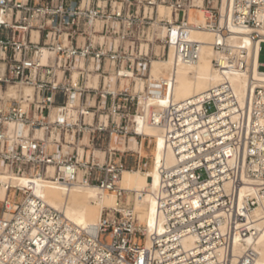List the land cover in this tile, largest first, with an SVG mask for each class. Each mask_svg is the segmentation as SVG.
<instances>
[{"label": "built area", "instance_id": "1", "mask_svg": "<svg viewBox=\"0 0 264 264\" xmlns=\"http://www.w3.org/2000/svg\"><path fill=\"white\" fill-rule=\"evenodd\" d=\"M223 1L203 0L205 23L194 24L189 17L198 0H0V173L9 177H48L53 168L55 184L69 188L81 176L122 200L123 172L147 165L146 158L111 148L115 138L142 141L132 127L141 111L135 79L149 82L152 62L172 50L180 63L199 62L195 30L214 34V65L223 76L199 99L172 103L150 119L167 130L178 159L162 172V231L148 234L126 206L107 210L97 227L80 228L31 188L6 184L0 264H182L189 252L181 241L192 228L204 246L224 253L210 260L201 253L190 264H255L256 251L236 254L231 242L257 238L251 211L260 197L264 201V80L251 76L256 61L264 75V0H230L228 14ZM162 6L171 19L161 18ZM240 36L249 39L248 47ZM44 50L51 54L47 63ZM234 75L247 82L242 99L230 82ZM121 78L132 86L122 88ZM18 86L32 88L33 96H8ZM97 152L106 154L105 163ZM243 190L248 193L241 205ZM195 202L220 212L208 235L210 227H200L213 212L192 218Z\"/></svg>", "mask_w": 264, "mask_h": 264}, {"label": "bare ground", "instance_id": "2", "mask_svg": "<svg viewBox=\"0 0 264 264\" xmlns=\"http://www.w3.org/2000/svg\"><path fill=\"white\" fill-rule=\"evenodd\" d=\"M203 0H198V4L195 6L198 18L192 21L190 13V22L194 24L205 23V15L202 11ZM230 6V0H224L222 11L228 14ZM161 18L171 19V10L166 7H160ZM170 12V15L168 14ZM192 12V11H191ZM235 34H242L240 31H235ZM39 35L34 33V36ZM165 35L164 30L161 31V36ZM240 43L244 47L250 45V41L246 36H240ZM192 38L202 44V52L199 62L192 65H185L178 62L173 50L169 53L168 58L165 60H154L152 62L149 82L142 79H135L134 92L140 97L141 111L134 117L135 125L132 126L138 135L141 136L142 141H139L135 136L130 138H115L111 144L114 146L112 150H118L122 153L127 151L135 152L140 158L141 154H145V143L148 139L153 140L156 144L154 165L152 170L146 171L148 165H145L146 170L143 168L136 170H126L118 183V187L126 191V200H120L115 194L103 191L97 186L83 183L80 176V183L72 187L67 188L64 185L55 184L52 180L54 176V169L50 168L48 177H9L5 173H0V199L7 197L6 184L31 188L34 194L40 198H43L46 203L52 207L61 210L66 217L76 226L80 228L97 227L100 225L103 216L107 210H122L123 206L130 207L127 212H132L135 219L138 222V226L145 228V231L150 234L155 229L163 230V219L159 216L157 195L160 192L163 170L171 169L178 163L175 150L166 141L167 130L160 127H154L150 124V119L154 112H161L165 108L169 107L172 103L179 104L188 100H197L204 93L210 89L218 86L223 81V76L218 72L214 65V59L216 58V50L214 49L215 36L210 31L195 30L192 34ZM260 46L258 45L257 52H259ZM51 54L47 51H43V63H47ZM254 69L251 71L257 80H264V75L258 70V62H255ZM4 71V65L0 64V73ZM127 74V73H126ZM77 77V75H76ZM111 86L116 88L118 84V78L113 76L111 78ZM142 81V83H140ZM230 82L233 86L236 95L242 99L245 96L246 80L241 76L234 75L230 77ZM164 83L166 86L162 87ZM141 84V86H140ZM121 86L125 88L131 87V82L128 79L121 78ZM19 87V86H18ZM18 87H10L11 92H8V96L11 98H19L20 96L29 97L33 96L32 88L27 89L26 95L22 91H18ZM30 88V87H28ZM163 89L164 92H163ZM22 92V93H21ZM143 93V95L141 94ZM145 104V105H144ZM146 106V109H145ZM60 113V111H59ZM57 114H53V119H57ZM62 117V115H59ZM142 121V135L140 134V126ZM137 124V125H136ZM131 127V128H132ZM26 135H29V129ZM41 136V134H39ZM136 138L134 148L131 150L129 140ZM125 146V150L116 148L119 143ZM150 144V141H148ZM80 149V154H84L83 148ZM186 150V147L182 148V152ZM83 151V152H82ZM103 153L97 152V156H101ZM101 161V159H100ZM101 161L102 163H105ZM213 182L210 181L209 185ZM248 190H243L240 195L241 205L247 196ZM257 195V194H256ZM0 200V201H3ZM213 201V199H212ZM214 202V201H213ZM192 218H198L209 212H213L208 215L209 223L203 225L200 228L207 226L210 229L206 230L207 235L213 232L211 224L214 218L219 217L220 212L214 211L213 206L208 208H201L196 202L193 204ZM251 215L254 220V228L256 229L257 238H243L237 237L231 242V249L234 248L236 254L242 255L248 250H254L257 252L258 257L255 264H264V201L260 197V206L251 211ZM195 227V226H194ZM192 228V235L181 241L183 249L188 253L185 260L181 261L182 264H190L188 260L194 261L197 259L198 254L204 253L207 260L212 257L221 256L224 253L223 248H211L204 246L202 235ZM219 231H226V224L221 223ZM189 257V258H188ZM197 264V263H194ZM199 264V263H198ZM236 264V263H234Z\"/></svg>", "mask_w": 264, "mask_h": 264}, {"label": "rangeland", "instance_id": "3", "mask_svg": "<svg viewBox=\"0 0 264 264\" xmlns=\"http://www.w3.org/2000/svg\"><path fill=\"white\" fill-rule=\"evenodd\" d=\"M169 15H170V12L168 13ZM191 18H192V21L193 20H196L197 18H198V15H197V13L196 12H191ZM260 63H262V64H264V45H263V50H262V54H261V56H260ZM263 71H264V68H263ZM128 74V73H127ZM129 76H133L132 74H130ZM76 77V76H75ZM135 77V76H134ZM77 78V77H76ZM98 82V81H97ZM111 82H113V80H111ZM140 83H142V81L140 82ZM140 86H141V84H140ZM27 89H31V88H28V87H21V86H19L18 88H17V90L18 91H22L23 93H25V95H26V91H27ZM9 92H11V91H9ZM21 92V93H22ZM32 92H33V90H32ZM145 105V104H144ZM145 109H146V106H145ZM144 125V121H142V123H141V126H140V130L138 129V131H140V134L142 135V126ZM136 138H131L130 140H129V143H130V147H131V150L134 148V145H135V143H136ZM148 141H150V144H149V142ZM155 146H156V144H155V142L153 141V140H150V139H148L147 140V142L145 143V154H141V156L142 157H146V159H145V163L148 165V164H150L149 166H148V169L146 170V171H150V170H152V168H153V165H154V155H155ZM116 148H118V149H121V150H125L126 148H125V146L124 145H122V143L120 142L119 143V145H117V146H115ZM112 148H114V146H112ZM83 152V151H82ZM127 152H130V155L131 154H135V157L136 158H138V155H136V153L135 152H133V151H127ZM124 153H126V152H124ZM99 158L101 159V161H105L106 160V154L105 153H103L101 156H99ZM0 200H3V199H0ZM124 201L126 200V197L123 199Z\"/></svg>", "mask_w": 264, "mask_h": 264}, {"label": "crops", "instance_id": "4", "mask_svg": "<svg viewBox=\"0 0 264 264\" xmlns=\"http://www.w3.org/2000/svg\"><path fill=\"white\" fill-rule=\"evenodd\" d=\"M35 40H36V41H38V40H39V38H38V36H37V35L35 36ZM75 78H76V77H75ZM109 82H110V84H111V80H110ZM96 84H97V83H96ZM89 85H90V84H89ZM39 136H40V135H39Z\"/></svg>", "mask_w": 264, "mask_h": 264}]
</instances>
